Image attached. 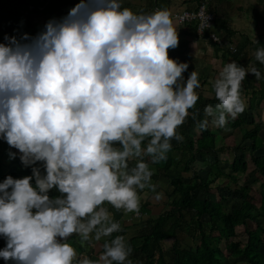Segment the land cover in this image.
I'll return each instance as SVG.
<instances>
[{
  "label": "clouds",
  "instance_id": "1",
  "mask_svg": "<svg viewBox=\"0 0 264 264\" xmlns=\"http://www.w3.org/2000/svg\"><path fill=\"white\" fill-rule=\"evenodd\" d=\"M6 39L0 43V137L25 165L44 162L45 175L33 168L35 187L31 176L0 183V235L7 241L0 257L73 264L77 253L68 237L78 235L83 244L121 231L105 202L139 213L137 189L155 191L145 157L163 161L170 142L183 140L177 129L199 99L198 73L185 82L188 64L168 56L179 40L167 9L137 14L121 0H80L30 42ZM254 57L264 64V48ZM247 72L261 78L255 66L229 62L212 82L219 102L204 114L214 125L223 128L245 110L240 89ZM53 187L64 195L51 199ZM103 248L98 261L85 257L79 264H131L122 235Z\"/></svg>",
  "mask_w": 264,
  "mask_h": 264
},
{
  "label": "trees",
  "instance_id": "2",
  "mask_svg": "<svg viewBox=\"0 0 264 264\" xmlns=\"http://www.w3.org/2000/svg\"><path fill=\"white\" fill-rule=\"evenodd\" d=\"M36 3L35 0H29ZM47 0L37 1L39 5H44ZM200 0H197L199 3ZM76 0H67L64 2L52 0L45 5L43 10L46 15L62 17L68 15L70 9L76 5ZM197 3V4H198ZM10 17L12 23L23 28V32L33 30L31 17L25 15L16 2H13ZM215 14L214 28H220L219 33L224 40V46H218L211 42L213 47L223 50V54L236 62L239 66L246 69L255 66L261 73V78L257 80L251 72H247L245 79L241 83L240 92L248 101V112L244 117L238 115L237 118H229L225 127H218L217 130H236L241 124L251 125L252 111L260 106L264 100V72L261 70L263 64L255 57H247V50L241 46L236 50H230L227 45L232 42L234 32L227 24L216 17V10L209 6ZM199 82L203 83L205 78L198 76ZM196 91V90H195ZM249 91V92H248ZM199 99L194 108L189 109V115L184 121L187 131L183 134V140L173 139L171 150L167 153V158L158 163H151L150 159L145 157L153 171L152 180L164 177L167 179L171 192L168 195V208L156 217L145 219V229L142 232H136L125 238L132 251L128 257L131 264H134L136 256H140L139 264H230L229 258H238L245 261V264H264V251L261 249L264 245V236L255 230H249L246 227L247 241L236 240V225H246L248 221L255 223L256 228L264 232V140L258 136L259 124L254 123L251 128L242 130L248 144L235 146L234 156L228 163V172H225L220 166L218 157L219 149L215 148V137L212 134L209 124L204 129L199 127V123L206 117L204 108L212 101V97L203 96L197 92ZM196 119H193V113H197ZM198 127L200 133L195 135L193 129ZM147 141L144 142L145 146ZM1 147V145H0ZM246 149L254 165L256 178L262 180V190L260 205L256 206L249 199L250 176L247 173ZM12 157H4L0 153V183L8 176L13 179H20L25 176H31L30 184L35 187V177L33 168L39 170L40 175H45L44 162L37 161L34 164L25 165L21 159V153H13ZM207 166L208 170L205 176L200 174L201 169L195 166L196 160ZM137 162L136 160H134ZM202 164V165H203ZM192 171L193 176L189 180L182 176V171ZM225 177L227 181L237 184L233 189L236 196V202H233L228 209L225 202L227 196L219 193L217 196L211 190V183L215 180ZM254 180L253 177H251ZM11 189H9L10 191ZM201 194L199 195V193ZM51 199L62 197L57 188L53 187L48 191ZM105 204V203H104ZM103 204V205H104ZM102 205V207H103ZM147 203L141 205L144 213L149 212L146 208ZM126 225V224H125ZM127 226L122 227L120 232H114L106 237L100 247L103 252L104 243L110 242L115 236L126 234ZM186 238L196 240L194 244H186ZM172 239V244L165 248L164 241ZM69 243L77 252H85L89 260L97 258L93 256V247H87L81 244L79 236L73 234L67 238ZM6 239L0 235V249L5 248ZM223 243V246L221 245ZM225 250L226 253L223 251ZM15 260L5 261L0 257V264H18ZM73 264H78L75 260ZM127 264V262H126Z\"/></svg>",
  "mask_w": 264,
  "mask_h": 264
},
{
  "label": "rangeland",
  "instance_id": "3",
  "mask_svg": "<svg viewBox=\"0 0 264 264\" xmlns=\"http://www.w3.org/2000/svg\"><path fill=\"white\" fill-rule=\"evenodd\" d=\"M250 28V27H249ZM248 28V29H249ZM246 29V27H245ZM216 30H218V33H222V30L217 28ZM250 32L251 28H250ZM251 33H239L237 35H235L232 39V48L234 50H236V48H239L238 46H242L243 43L245 42L246 46H250L249 47V51H248V56L249 55H254V47L252 45H255L257 43H264V33L262 35H260L259 37H257L254 32ZM18 36H22L21 35H16L14 34L12 37H15L18 39ZM28 36V40H24L21 38V43H28V41H30L33 37H35V33H29L27 34ZM245 36H248V43L246 44V40H245ZM257 37V38H256ZM252 38V40L250 39ZM259 41V42H258ZM227 47H229L227 45ZM232 50V49H230ZM213 53V48H211L209 50V55H210V59L207 60L204 65H199L198 67H196L195 72H198L199 74H202V76H204L205 80L203 83H200V87L196 89V92L201 93L203 96L206 97H212V101L209 102L208 105H211L213 107H215V105L219 102L218 100H216L215 98V93H214V89L212 87V82L215 81V79L218 77L219 72L222 70V68L225 66V64L221 63L220 60H217L215 58L214 59V55ZM229 60V58H228ZM242 66V65H241ZM264 72V64L262 66L261 69ZM205 72V73H204ZM264 74V73H263ZM184 78V77H183ZM186 78H184V81L186 82ZM249 92V91H248ZM241 96L244 99L245 103H246V108L243 111V113L239 114L241 117L245 116V113L248 112V101L247 98L244 97V93L241 92ZM252 120H253V124L257 123L259 124V131H258V136L264 140V100L261 101L260 106H258L257 109H255L254 111H252ZM208 120V124L210 127V130L212 132V134L215 137V148L219 149V153H218V157L220 159V166L222 167V169L225 172H228V163L229 161L233 158L234 156V151L235 150V146H245L248 144V141L246 139V137H244V133L242 130H245L244 128H251L253 126V124L251 123V125H245V124H241L239 126V129L236 130H217L218 126L214 125L212 123V118H206ZM244 127V128H243ZM187 131V127L186 125L182 124L178 129L177 132L183 137V134ZM193 132L195 133L196 136L199 135L200 130L198 129V127H195L193 129ZM0 153L2 156L4 157H12L10 156V153H19V150L14 148V147H10L8 145V143L6 142V140H4L2 137H0ZM246 161L248 163L247 165V175L250 176V184H249V199L251 200V202L253 204H255L256 206L260 205V199H261V190H262V180L258 177L256 178V173H255V168L254 165L251 162V158L248 154V149H246ZM195 166L197 169H201L200 174L205 176L207 173V166H205L203 163H201V161L199 159L196 160L195 162ZM136 162L134 160L129 161V166H135ZM203 164V165H202ZM182 176L186 179H190L193 176L192 171H182ZM251 177L254 178V180L251 179ZM152 183H154L156 185V189L155 191H151L149 189H144V190H139L137 189L138 195L140 196V207H139V213L136 212H125L123 209L121 210H116L113 206H111L110 204H108L107 202H105V204L103 205L104 208H106L108 210V212L110 213L112 220L115 222H118L122 227L127 226V230H126V234L123 237H127L129 235H132L136 232H142L144 231L143 229H145V219L148 217H156L158 214L162 213L164 210H166L168 208V204H167V200H168V195L171 192V187L168 185L167 183V179L164 177H159L155 180H152ZM211 190L215 193V195L217 196L219 193H221L222 195H226L227 196V201L225 202L226 207H228V209L231 207V205L233 204V202H236L237 200H235L236 196L233 193V189L237 186V184L233 183V182H229L227 181V178L222 177L219 178L217 180H215L214 182L211 183ZM201 194V192L199 193V195ZM159 195L160 199H156V196ZM60 197V195L58 196ZM147 203L146 208L148 209L149 212L144 213L141 210V205H143L144 203ZM126 224V225H125ZM264 227V224L262 225ZM246 227L249 230H255L257 233H261L262 236H264V232H261L259 228H256L255 223L248 221V223L246 225H236V240L238 241H247V234H246ZM106 237H102L99 241H96L94 238L90 239L89 241L84 242V244L87 245V247L91 246L93 247V256L95 258H97V260H99V257L103 254V252L100 251V247H101V243L102 241L105 239ZM59 239V238H58ZM80 240V237H79ZM196 240H192L191 238H186L185 239V243L186 244H194ZM172 244V239H168L164 241V247L167 248ZM223 246V243L221 244ZM261 249L264 251V245H262ZM224 250V249H223ZM77 253V257L76 260L79 261L83 260L86 256L85 252H77V250H75ZM224 253L225 250L223 251ZM229 263L230 264H245V261L242 259H238V258H232L230 257L229 259ZM92 261H95V259H93ZM140 256H136L134 259V264H139L140 262ZM15 263H18L17 261H14Z\"/></svg>",
  "mask_w": 264,
  "mask_h": 264
},
{
  "label": "crops",
  "instance_id": "4",
  "mask_svg": "<svg viewBox=\"0 0 264 264\" xmlns=\"http://www.w3.org/2000/svg\"><path fill=\"white\" fill-rule=\"evenodd\" d=\"M35 1L36 3H31L29 0H0V43L7 44L8 40L6 37H12L14 34H22L21 37L18 36V39L16 38L18 41H21L24 34H28V31L23 32L22 27L12 23L10 17L12 10L9 7L12 6L13 2H16L25 15L31 17V24L33 26L31 33L34 32L36 36L45 31V26L50 20L59 21L67 16L56 17L45 14L43 8L52 0H47L44 5L37 3V1L41 0ZM57 1L64 2L67 0ZM76 2L79 3L80 0H76ZM197 3V0H121L122 8H128L137 14H150L164 9H167L171 13L173 25L177 28L179 43L176 48L168 50V56L178 63L188 64V69L182 73L186 79L192 71H195L196 67L204 65L210 59L209 50L211 48H213L212 54L214 55V59L218 57L217 60H220L225 65L232 62L230 57H228V60L227 56L223 54V50L213 47L205 36H199L193 25L187 23L179 24L172 18V13L175 11L182 8H193ZM209 4L213 6V10H216L217 19L222 20L234 32L232 39L238 32H248L251 34L254 32L257 37L264 33V0H210ZM28 6H32V9L28 10ZM249 27L252 32H250ZM247 37H244L246 44L248 43ZM250 39L252 40V38ZM230 44L232 45V42ZM252 46L254 47V51H256L259 48H264V43H257ZM241 47L247 50V57H254V55L248 56L250 46H246L245 42ZM201 75L198 73V76Z\"/></svg>",
  "mask_w": 264,
  "mask_h": 264
},
{
  "label": "built area",
  "instance_id": "5",
  "mask_svg": "<svg viewBox=\"0 0 264 264\" xmlns=\"http://www.w3.org/2000/svg\"><path fill=\"white\" fill-rule=\"evenodd\" d=\"M210 0H200L193 8H182L172 13V18L179 24H191L199 36H205L208 41L224 46L225 42L214 28L215 14L210 10ZM32 6H28V10ZM229 49L232 45L229 44Z\"/></svg>",
  "mask_w": 264,
  "mask_h": 264
}]
</instances>
